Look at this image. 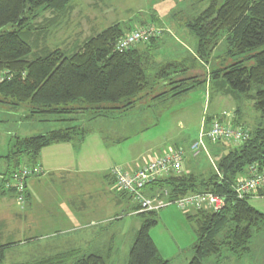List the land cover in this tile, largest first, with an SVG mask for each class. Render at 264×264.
Wrapping results in <instances>:
<instances>
[{
    "label": "trees",
    "instance_id": "16d2710c",
    "mask_svg": "<svg viewBox=\"0 0 264 264\" xmlns=\"http://www.w3.org/2000/svg\"><path fill=\"white\" fill-rule=\"evenodd\" d=\"M70 1L0 0V71H9L12 75L9 81L0 84V102L9 100L13 106L26 104L32 114H58L72 113L67 108L77 102L90 106L82 107L80 111H93L97 105H116L133 98V102L128 101L124 105L127 110L149 88L152 75L157 77V81H170L168 85H174L170 91L180 88L172 96L189 92L201 83L194 70H188L190 75L187 74V77L178 76L184 59L166 64L156 61L154 51L168 29L153 12L145 21L136 15L128 21L113 24L85 40L72 54L58 48L33 52L35 46L28 41L32 38L31 23L45 11L64 14ZM220 1L209 0L204 10L184 23L196 41L194 59L202 66L208 65L213 51L222 40L230 57L256 51L242 61L210 71L208 79L210 82L219 80L218 86L226 93L236 97L241 95L246 101L253 102L255 111L260 114V122L255 128L247 129L249 138L246 141L219 153L217 164L209 175L187 173L184 164L182 174L150 185L153 189L168 190L172 198L212 192L225 200L224 208L218 213L189 216L196 222L197 235L195 256L189 264H202L206 257L218 254L221 248L231 253L246 252L252 237L251 228L259 222L264 223V214L249 204L254 196L241 199L234 191L237 178L246 175L249 167L256 166L258 171H264V0ZM8 25H12L13 29L3 31ZM137 25L142 27L136 28ZM138 29H153L159 32V36L148 38L145 50L133 47L123 53L113 52L116 41L126 30ZM248 61L253 64L247 66ZM235 113H241L239 108L235 109ZM225 118H206L203 127L208 128L213 119L223 121ZM232 124L245 128L238 117L232 119ZM76 134V128H66L39 136L14 138L7 155L8 181L18 169L21 159H26L24 164L35 166L33 162L43 149L72 142ZM219 143L213 145L218 146ZM13 159L17 160L16 167L11 165ZM6 192L15 191L8 189ZM118 193L131 200L128 195ZM256 193L255 196L264 197V187ZM4 194L1 192L0 196ZM138 209L136 205L135 210ZM137 216L141 218V224L126 264H169L168 260L161 258L150 236L151 228L157 224V213L143 212ZM13 245L0 244V264H3L7 250ZM109 260L108 255L71 250L25 264H109Z\"/></svg>",
    "mask_w": 264,
    "mask_h": 264
},
{
    "label": "rangeland",
    "instance_id": "374dc122",
    "mask_svg": "<svg viewBox=\"0 0 264 264\" xmlns=\"http://www.w3.org/2000/svg\"><path fill=\"white\" fill-rule=\"evenodd\" d=\"M195 2L196 10H192L189 6ZM208 2L209 0H71L64 14L45 11L34 20L31 23L32 38L28 41L35 46L33 52L36 53L43 48H58L72 54L85 40L117 22L127 21L136 15L145 21L150 13L147 10H151L165 27H169V22L174 24L180 19L183 24V19L197 16L208 6ZM138 27L142 26L137 25L136 28ZM12 29V25H8L3 31ZM181 31H187L189 37L185 39L181 33L170 30L164 32L163 39L154 51V57L163 64L184 59L183 67L178 69V76L187 77V74L190 75L188 70H194L197 74L201 83L182 95L172 96L180 88L170 91L174 86L168 85L170 81H157V77L152 75L149 88L127 110L124 105L128 101L133 102V98L116 105H97L93 111H80L82 107L90 106L77 102L67 108L74 114H32L26 104L13 106L9 100L0 102V165L4 163L5 168L4 157L9 154L8 146L16 137H33L53 130L76 128L77 134L72 147L76 148L80 160L93 154V166H86L93 170V179L96 181L93 182V213L88 218L83 217L81 228H77L70 235L60 233L59 230L51 233L38 230L34 233L21 231L12 235L7 232L0 239V243L14 245L7 250L3 264L39 261L68 251L70 247L71 250L77 249L83 254L108 255L109 264H126L141 218L133 214L131 210L134 205L127 199L125 207H116L112 197L102 191L98 182L99 178L102 179L103 172L113 164L127 168L126 163L131 162L128 159L131 152H128L135 146L145 149L152 147L153 156H157V149L161 151L176 146L189 151V145L198 139L207 115L216 114L219 117L223 114L221 118L226 117L225 123L238 117L246 129H253L258 125L260 114L255 111L253 102L246 101L241 95L236 97L226 93L218 86L219 80L210 82L208 79L210 71L242 61L256 51L230 57L226 53V43L222 40L213 51L208 65L202 66L194 59L195 39L185 27ZM128 32L126 30L122 37ZM145 42L134 48L145 50ZM248 62L250 63L247 66L253 64L252 61ZM102 107L105 110L100 109ZM238 108L241 113L236 114L235 109ZM222 144L227 146L218 148L217 145L205 144L209 147H206L207 154L199 153L197 158L202 170L214 168L219 155L218 149L226 151L238 145L232 142H221L218 145ZM144 158L146 156L137 163ZM21 161L24 162L19 167L25 166L27 161ZM16 163L17 160L13 159L11 165L16 167ZM55 176H52L49 183L54 192L58 193V186L61 184L58 180L54 181ZM82 178L87 179L88 176L83 175ZM24 196L23 199L26 198ZM249 204L264 214V197L254 196ZM192 215L180 211L176 206H169L157 213V224L151 228L150 236L161 256L168 259L169 264H189L195 256L196 222L188 218ZM1 230L4 232V229ZM251 232L252 237L246 252L231 253L226 248H221L218 254L206 257L202 264H264V223L254 225ZM70 238L78 239L73 247L66 246V239Z\"/></svg>",
    "mask_w": 264,
    "mask_h": 264
},
{
    "label": "crops",
    "instance_id": "0c3cea01",
    "mask_svg": "<svg viewBox=\"0 0 264 264\" xmlns=\"http://www.w3.org/2000/svg\"><path fill=\"white\" fill-rule=\"evenodd\" d=\"M196 2L195 4H191L189 6L192 10H196ZM147 11H150L151 13V10ZM183 21L185 23L187 20L183 19ZM184 23L181 24L180 19L176 20V23L174 24L169 22L170 26L167 27V29L172 32H179L185 39H187L189 37L187 31H181V29H184ZM215 115L216 114L207 115L206 118L216 117ZM221 116H223V114ZM221 116L218 118H221ZM195 141L196 140L190 143L189 151L184 149V164L188 165L186 166V172L193 173L196 176H207L209 175L210 169L204 171L201 167H199V159L197 158L201 153L199 155H194L190 150L192 143ZM11 144L12 142L8 146V153ZM72 144L73 141L61 143L45 148L40 152L33 164L41 169L42 174L39 176H33L27 180L25 199L20 198L16 192H6V190L9 189V181L6 175L9 169V163L7 164V155L4 157L5 168L4 163L3 165H0V193H5L4 196H0V239H3L7 232H9V235H12L15 232L19 233L21 231L34 233L36 230L39 232L45 231L47 233L59 230L60 233L70 235L75 233L77 228H81L83 217L92 215L94 209L93 182L96 181L93 179V170L88 169L87 167L89 166L86 165L90 164L93 166V154L88 157L85 156V159L80 160L78 157L79 154L77 153L76 148L72 147ZM209 144L210 146L213 145L212 143H208L207 145L209 146ZM226 144L225 147L228 145ZM216 147L222 148L224 145L222 144ZM158 150L159 149H157L155 155H160L164 151ZM218 150H220L218 153H222L224 151L221 149ZM130 152L131 157L128 156V159L131 160V162H128V164L126 163V167H129V169L139 167L141 163L154 155L152 147L145 149L144 147L140 148V146H135L128 152V154ZM145 156L146 158H144V160L137 163ZM22 162L24 161H20V163ZM116 165L117 164H113L112 167ZM112 167L103 172L102 179L99 178L98 185L101 186L104 193H107L112 197L113 203L116 207H125L126 199L120 196V193L113 189V179L109 174ZM53 175H56L54 181L58 180L61 184L58 186L60 188L58 193L54 192L53 187L49 183ZM83 175H87L88 178H82ZM150 187L151 186H149L145 191V193L149 196L152 195L154 190ZM128 201L130 204L134 205V208H132L131 211L137 216L138 211L135 210L136 204L132 200ZM1 229H4V232ZM66 240V246L70 245L73 247L76 245L75 242L78 239L70 238ZM70 248L68 251H71ZM159 255L161 256L160 253ZM161 258L168 260L162 256Z\"/></svg>",
    "mask_w": 264,
    "mask_h": 264
},
{
    "label": "built area",
    "instance_id": "2783aa9c",
    "mask_svg": "<svg viewBox=\"0 0 264 264\" xmlns=\"http://www.w3.org/2000/svg\"><path fill=\"white\" fill-rule=\"evenodd\" d=\"M155 36H159V32L153 29L131 31L116 41L113 52H126ZM11 78L9 71H0V84ZM226 122L228 123H225V120L213 119L208 128L202 127L198 139L190 147L191 152L194 155H198L200 151L207 154L205 144L208 142L212 144L232 142L239 145L249 138L247 129L233 126L232 120ZM184 167V150L170 147L160 155L149 157L139 167L129 169V167L114 166L109 174L114 178L116 190L128 195L138 206V213H158L169 206H176L180 211L193 215L220 212L225 206V200L212 192L189 193L178 198H172L166 189H154L150 196L145 193L152 183L182 174ZM40 174L42 171L37 166L18 167L10 178L8 188L13 189L20 198H23L27 189V180ZM263 187L264 171H258L256 166H251L246 175L237 178L234 191L236 196L242 199L248 195L255 196L258 189Z\"/></svg>",
    "mask_w": 264,
    "mask_h": 264
}]
</instances>
